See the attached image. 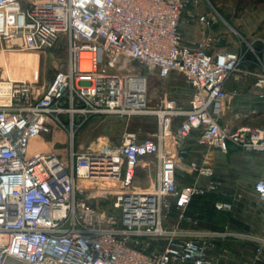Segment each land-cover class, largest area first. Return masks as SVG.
I'll list each match as a JSON object with an SVG mask.
<instances>
[{"label":"built area","instance_id":"obj_1","mask_svg":"<svg viewBox=\"0 0 264 264\" xmlns=\"http://www.w3.org/2000/svg\"><path fill=\"white\" fill-rule=\"evenodd\" d=\"M189 0H0V46L45 50L68 40V66L48 86L0 78V264H216L221 230L169 226L196 195L220 193L212 150L264 151V127L222 126L223 103L238 95L226 81L241 54L186 42L181 18ZM209 26L208 14L198 17ZM188 76L183 107H151L148 75ZM255 85L264 89V73ZM263 97L264 93H260ZM154 115L153 136L128 133L118 145L70 148L68 157L34 152L32 142L55 128L73 131L93 116ZM198 132L200 161H185V141ZM157 164L154 187L137 189V168ZM179 170L205 182L180 181ZM264 205V178L254 184ZM218 210L234 202L218 200ZM192 221V218H189ZM264 258V235L240 234ZM160 247L149 249L151 242Z\"/></svg>","mask_w":264,"mask_h":264},{"label":"rangeland","instance_id":"obj_2","mask_svg":"<svg viewBox=\"0 0 264 264\" xmlns=\"http://www.w3.org/2000/svg\"><path fill=\"white\" fill-rule=\"evenodd\" d=\"M202 14L212 18L209 26L199 21L198 17ZM181 29L187 43L198 46L209 42L216 48L236 51L241 54L239 70L253 69L258 74L264 73V0H189L181 18ZM9 44L5 41L0 46V78L26 80L37 86H48L56 74L68 66L66 36H61L53 47L45 50L13 49ZM128 67L148 75L151 107L162 106L166 99H174L179 105L187 106L191 86L186 74L175 72L163 79L135 63H129ZM251 126L264 127V123ZM157 128L158 119L154 115L126 118L98 115L90 117L74 131L69 127H57L33 143L45 144L39 151L55 152L68 157L72 144L76 149L88 146L105 148L120 144L128 133H135L138 138L151 137ZM197 137L198 132H194L185 141L186 162L200 161L207 150L197 143ZM214 166L216 180L220 182L221 191L218 194L222 200L234 202L233 210H217L213 198L207 196L195 219L190 221L191 217L186 212L173 209L167 224L225 232L224 239L217 241L219 258L216 264H264V258L261 262L254 260V244L242 239L240 235L246 232L264 235V205L254 192L255 182L264 178V151L233 148L226 154H215ZM153 167L150 164L139 168L135 181L137 189L154 187L156 171ZM179 175L183 184L206 181L186 171H181ZM233 219L243 225L233 223ZM160 246L161 242H151L149 249ZM7 264L25 263L9 259Z\"/></svg>","mask_w":264,"mask_h":264},{"label":"crops","instance_id":"obj_3","mask_svg":"<svg viewBox=\"0 0 264 264\" xmlns=\"http://www.w3.org/2000/svg\"><path fill=\"white\" fill-rule=\"evenodd\" d=\"M256 74L258 73L253 69H241L238 72L232 73L227 79L226 88L237 89L238 95L233 100H228L223 103L225 108H223V106L221 112L218 114V120L222 126L236 128L245 124L251 125L264 123V96H260V93H264V89L255 85V81L257 80ZM229 124H237V126H230ZM218 153L226 154L218 150H213V162L215 154ZM150 164L151 166H154L153 168L157 173V164L152 157L144 158L138 166L137 172L140 167H148ZM181 171L182 170H179L180 173Z\"/></svg>","mask_w":264,"mask_h":264},{"label":"trees","instance_id":"obj_4","mask_svg":"<svg viewBox=\"0 0 264 264\" xmlns=\"http://www.w3.org/2000/svg\"><path fill=\"white\" fill-rule=\"evenodd\" d=\"M232 150V149H231ZM212 197L213 200L215 201L214 203H216V201L218 200H222L223 198L220 197V195L218 193H208L206 195H196L192 198L190 204L188 205L187 209H186V214L195 219V216L201 212V209H202V204H203V199L205 197ZM216 207V206H215ZM217 209V208H216ZM218 210V209H217ZM219 211H223V212H228V211H224V210H219ZM233 223L239 225V226H242L243 224L241 222H239L238 220L236 219H233L232 220Z\"/></svg>","mask_w":264,"mask_h":264},{"label":"bare ground","instance_id":"obj_5","mask_svg":"<svg viewBox=\"0 0 264 264\" xmlns=\"http://www.w3.org/2000/svg\"><path fill=\"white\" fill-rule=\"evenodd\" d=\"M35 141V140H34ZM33 141V142H34ZM32 142V143H33ZM32 145V147L30 146V149L32 148L33 149V151L34 152H38L39 151V149H41V148H43V146L45 147V144L43 143L42 145L41 144H35V143H33V144H31Z\"/></svg>","mask_w":264,"mask_h":264}]
</instances>
